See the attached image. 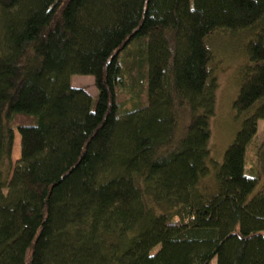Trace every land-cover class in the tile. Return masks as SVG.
I'll use <instances>...</instances> for the list:
<instances>
[{
	"label": "trees",
	"instance_id": "16d2710c",
	"mask_svg": "<svg viewBox=\"0 0 264 264\" xmlns=\"http://www.w3.org/2000/svg\"><path fill=\"white\" fill-rule=\"evenodd\" d=\"M219 33L247 55L220 166ZM260 121L264 0H0V264H264Z\"/></svg>",
	"mask_w": 264,
	"mask_h": 264
},
{
	"label": "rangeland",
	"instance_id": "374dc122",
	"mask_svg": "<svg viewBox=\"0 0 264 264\" xmlns=\"http://www.w3.org/2000/svg\"><path fill=\"white\" fill-rule=\"evenodd\" d=\"M245 45L246 39L243 35L233 37L226 33L216 34L209 41V48L214 55L210 67L211 74L218 84L216 112L211 119V156L218 166L223 163L227 150L236 140L242 126V119L237 115L234 105L243 82L242 70L247 62ZM72 86L85 89L93 97L98 94L95 80L90 76L73 77ZM262 142H264V121L259 122L257 145H261ZM252 150L248 168L250 172L255 170L257 173H262V166L255 163V152ZM19 157L20 137L16 134L14 159L17 160ZM261 186L262 184L258 189ZM212 264H216V261L214 260Z\"/></svg>",
	"mask_w": 264,
	"mask_h": 264
}]
</instances>
